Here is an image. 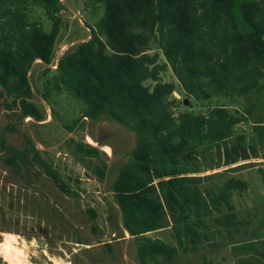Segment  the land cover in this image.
Listing matches in <instances>:
<instances>
[{
  "label": "trees",
  "instance_id": "obj_1",
  "mask_svg": "<svg viewBox=\"0 0 264 264\" xmlns=\"http://www.w3.org/2000/svg\"><path fill=\"white\" fill-rule=\"evenodd\" d=\"M88 1L100 5L101 14L86 25L90 36L57 58L53 86L63 87L81 103L80 115L66 124L68 129L85 118L105 117L134 135L130 155L110 188L121 214V232L136 241L137 260H170L177 248H194L243 225L231 196L244 190L246 182L229 176L218 185H206L221 172L197 173L240 159L262 158L264 163L260 115L249 135L233 129L264 107V0ZM32 7L43 10L51 22L48 29L33 17ZM61 8V0H0V96L10 97L6 106H16L20 119H43L30 100L28 72L36 60L50 69ZM149 36L156 39L162 62L157 52H146ZM167 67L176 81L159 79ZM177 88L196 101L224 97L244 102L241 109L213 103L204 112L180 110L188 106L172 96ZM7 128L11 125L0 133L3 162L17 174L37 165L67 192L28 135L20 149L6 144ZM76 147L87 157L100 158L97 147L81 142ZM105 168L104 161L94 166L100 179ZM167 224L176 246L149 235ZM233 248L244 254L235 264H253L247 252L255 251L252 244Z\"/></svg>",
  "mask_w": 264,
  "mask_h": 264
},
{
  "label": "rangeland",
  "instance_id": "obj_2",
  "mask_svg": "<svg viewBox=\"0 0 264 264\" xmlns=\"http://www.w3.org/2000/svg\"><path fill=\"white\" fill-rule=\"evenodd\" d=\"M61 3L62 8L57 14L60 23L55 58L48 64L50 69L46 71V65L36 60L28 72L32 91L30 100L42 110L43 119L37 121L28 116L20 119V110L16 106H6L10 97L0 96V133L3 127L11 125L10 129L3 131L5 142L18 149L26 145L24 135H28L69 190L61 191L37 165L17 174L3 162L6 153L0 147V231L18 234L26 241H37L35 251L38 256H30L31 264H53L54 257L62 259L65 264H141L136 257V241L126 231L121 232V214L110 188L130 155L134 135L105 117L98 120L85 118L68 129L66 124L80 115L81 103L63 87L57 90L53 86L57 58L67 48L90 36L86 25H93L102 8L88 0H61ZM32 15L45 29L50 27L51 22L41 8L32 7ZM145 49L148 53L157 52L159 62L164 60L153 36H149ZM159 79L176 81L168 67L159 74ZM145 83L153 82L147 80ZM172 94L177 99L187 100L183 104L188 107L180 106V110L195 113L204 112L206 105L213 103L241 109L240 104L244 102L242 98L230 101L224 97L213 98L209 103L196 101L179 88ZM258 115L264 121L263 106L255 111L254 118L234 125V132L249 135ZM78 142L97 147L100 158L84 155L76 147ZM101 161L106 164L102 179L94 169ZM262 161V158L240 159L227 166L197 173L221 172L219 178L206 181V185H218L229 176L246 182L244 190L233 191L231 196L235 214L244 224L227 233H216L194 248L185 251L177 248L170 260L160 259L157 264H235L244 255L233 248L238 243L252 244L255 251L247 249V252L253 255V264H264ZM149 235L176 246L170 224L149 232Z\"/></svg>",
  "mask_w": 264,
  "mask_h": 264
},
{
  "label": "clouds",
  "instance_id": "obj_3",
  "mask_svg": "<svg viewBox=\"0 0 264 264\" xmlns=\"http://www.w3.org/2000/svg\"><path fill=\"white\" fill-rule=\"evenodd\" d=\"M37 241H26L22 236L0 231V264H31L30 256L37 257ZM33 249L31 252L29 249ZM53 264H65L60 258H52Z\"/></svg>",
  "mask_w": 264,
  "mask_h": 264
},
{
  "label": "water",
  "instance_id": "obj_4",
  "mask_svg": "<svg viewBox=\"0 0 264 264\" xmlns=\"http://www.w3.org/2000/svg\"><path fill=\"white\" fill-rule=\"evenodd\" d=\"M172 96H173V94H172ZM183 103H184V104H186V103H187V100H186V99H184V100H183Z\"/></svg>",
  "mask_w": 264,
  "mask_h": 264
},
{
  "label": "built area",
  "instance_id": "obj_5",
  "mask_svg": "<svg viewBox=\"0 0 264 264\" xmlns=\"http://www.w3.org/2000/svg\"><path fill=\"white\" fill-rule=\"evenodd\" d=\"M56 62H57V60H56ZM56 66V64L54 65V67Z\"/></svg>",
  "mask_w": 264,
  "mask_h": 264
},
{
  "label": "bare ground",
  "instance_id": "obj_6",
  "mask_svg": "<svg viewBox=\"0 0 264 264\" xmlns=\"http://www.w3.org/2000/svg\"><path fill=\"white\" fill-rule=\"evenodd\" d=\"M92 144H94V143H92Z\"/></svg>",
  "mask_w": 264,
  "mask_h": 264
}]
</instances>
